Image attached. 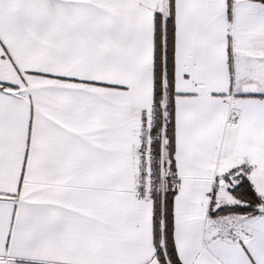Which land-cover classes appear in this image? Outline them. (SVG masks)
Listing matches in <instances>:
<instances>
[{"label":"snow or ice","instance_id":"6c2138e0","mask_svg":"<svg viewBox=\"0 0 264 264\" xmlns=\"http://www.w3.org/2000/svg\"><path fill=\"white\" fill-rule=\"evenodd\" d=\"M0 264H264V0H0Z\"/></svg>","mask_w":264,"mask_h":264}]
</instances>
